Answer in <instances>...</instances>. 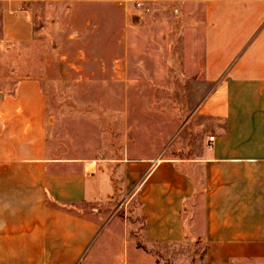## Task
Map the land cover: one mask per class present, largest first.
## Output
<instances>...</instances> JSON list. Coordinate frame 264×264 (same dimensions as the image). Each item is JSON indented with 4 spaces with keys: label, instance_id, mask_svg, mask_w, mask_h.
Listing matches in <instances>:
<instances>
[{
    "label": "crops",
    "instance_id": "crops-1",
    "mask_svg": "<svg viewBox=\"0 0 264 264\" xmlns=\"http://www.w3.org/2000/svg\"><path fill=\"white\" fill-rule=\"evenodd\" d=\"M140 1L124 44L188 127L171 144L140 118L105 163L53 157L37 26L93 9L115 36L126 0H0V264H264V0Z\"/></svg>",
    "mask_w": 264,
    "mask_h": 264
},
{
    "label": "rangeland",
    "instance_id": "rangeland-1",
    "mask_svg": "<svg viewBox=\"0 0 264 264\" xmlns=\"http://www.w3.org/2000/svg\"><path fill=\"white\" fill-rule=\"evenodd\" d=\"M121 7L116 10L115 36L105 35L107 24L93 9L78 11L77 19L63 23L61 30L42 32L37 26L36 59L43 63L49 50L51 54L43 89L52 114L49 134L54 158L120 161L127 157V128L133 129L140 118L149 126L171 129V144H178L186 133L188 101L172 97L179 90L176 84L141 81L140 52L132 45L127 51L124 44L127 2ZM164 55L172 59L171 51ZM183 87L186 91L187 85ZM174 127L178 130L172 131Z\"/></svg>",
    "mask_w": 264,
    "mask_h": 264
},
{
    "label": "built area",
    "instance_id": "built-area-1",
    "mask_svg": "<svg viewBox=\"0 0 264 264\" xmlns=\"http://www.w3.org/2000/svg\"><path fill=\"white\" fill-rule=\"evenodd\" d=\"M126 2L133 3L135 8L143 13L151 12L150 5L140 0H126ZM214 137H210V141H213Z\"/></svg>",
    "mask_w": 264,
    "mask_h": 264
}]
</instances>
